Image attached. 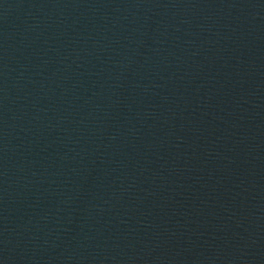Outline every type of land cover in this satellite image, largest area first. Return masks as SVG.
Listing matches in <instances>:
<instances>
[{"label": "water", "instance_id": "95a60500", "mask_svg": "<svg viewBox=\"0 0 264 264\" xmlns=\"http://www.w3.org/2000/svg\"><path fill=\"white\" fill-rule=\"evenodd\" d=\"M8 2L9 0H0V13L2 12V10L7 5Z\"/></svg>", "mask_w": 264, "mask_h": 264}]
</instances>
